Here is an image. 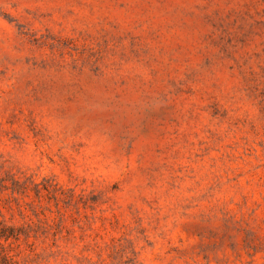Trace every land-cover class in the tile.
I'll return each instance as SVG.
<instances>
[{
    "label": "rangeland",
    "instance_id": "rangeland-1",
    "mask_svg": "<svg viewBox=\"0 0 264 264\" xmlns=\"http://www.w3.org/2000/svg\"><path fill=\"white\" fill-rule=\"evenodd\" d=\"M0 235V264H264V0H0Z\"/></svg>",
    "mask_w": 264,
    "mask_h": 264
},
{
    "label": "trees",
    "instance_id": "trees-1",
    "mask_svg": "<svg viewBox=\"0 0 264 264\" xmlns=\"http://www.w3.org/2000/svg\"><path fill=\"white\" fill-rule=\"evenodd\" d=\"M1 237H3V236L0 235V238ZM5 237H8V236H5ZM0 260H2V261H8V262L11 261V259L6 254H4V253H1L0 254Z\"/></svg>",
    "mask_w": 264,
    "mask_h": 264
}]
</instances>
